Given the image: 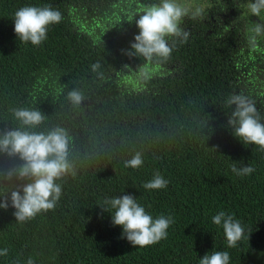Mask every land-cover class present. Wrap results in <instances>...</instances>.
<instances>
[{"label":"trees","instance_id":"16d2710c","mask_svg":"<svg viewBox=\"0 0 264 264\" xmlns=\"http://www.w3.org/2000/svg\"><path fill=\"white\" fill-rule=\"evenodd\" d=\"M182 2L202 5L204 16L184 19L188 41L159 62L126 54L139 34V15L105 38L86 32L95 19L124 15L122 0H0V134L19 127L13 108L42 111L43 124L30 131L64 128L76 173L59 181L54 210L20 224L13 208L0 209V249L9 248L0 264H12L17 254L36 264H199L214 248L228 251L230 264H264V152L232 135L223 107L227 95L244 92L264 117V40L256 50L247 45L246 28L257 18L239 7L246 0ZM45 4L62 21L49 26L41 45L20 43L15 11ZM94 63L100 74L91 71ZM146 65L169 72L132 88L120 83ZM73 88L84 94L79 106L67 100ZM136 152L143 166L125 168ZM16 162L0 154V170ZM233 162L255 172L237 176ZM157 171L168 186L145 190ZM123 194L153 218L173 217L166 239L136 248L121 238L122 228L98 205ZM220 211L244 226L236 248L226 247L222 229L211 222Z\"/></svg>","mask_w":264,"mask_h":264},{"label":"clouds","instance_id":"9594fccd","mask_svg":"<svg viewBox=\"0 0 264 264\" xmlns=\"http://www.w3.org/2000/svg\"><path fill=\"white\" fill-rule=\"evenodd\" d=\"M239 7L257 18L246 28L247 45L256 50L264 40V0H246ZM204 13L202 5L193 6L182 0H157L147 5L140 3L138 10L128 18L131 22L139 15L136 20L139 34L130 42L126 54L143 57L146 61L169 60L177 45L189 39L190 32L181 26L184 19H201ZM62 19V13L51 4L23 6L14 13V32L20 43L30 42L32 46H39L47 39L49 26L59 24ZM100 67L99 63H94L91 71L100 74ZM67 100L79 106L84 94L80 89L73 88L67 93ZM223 107L227 110L226 127L232 135L244 145H255L264 152V117L257 108V102L244 92H234L223 100ZM12 113L19 127L0 134V154L18 162L0 170V209L13 208L16 223L23 224L38 214L54 210L62 196L59 181L76 173L68 161L70 137L64 128L57 126L47 132L30 131L43 124L44 113L26 107L13 108ZM143 164L144 157L140 152L124 161V167L131 169H138ZM230 170L240 177L255 172L254 167L242 163L238 167L236 162L231 164ZM168 184L169 181L157 171L142 187L145 190H160ZM98 207L110 215L114 227L122 228L121 238H126L136 248L148 247L166 239L168 229L174 223L170 215L161 214L153 218L137 198L129 194L105 198ZM211 222L222 229L229 249L236 248L245 237L244 226L234 214L220 211L212 216ZM8 255L9 248L0 249V257ZM21 257L22 254H17L12 264H36L32 256L26 260ZM199 264H230V253L214 248L199 258Z\"/></svg>","mask_w":264,"mask_h":264},{"label":"rangeland","instance_id":"374dc122","mask_svg":"<svg viewBox=\"0 0 264 264\" xmlns=\"http://www.w3.org/2000/svg\"><path fill=\"white\" fill-rule=\"evenodd\" d=\"M122 2L126 3V8L123 9L124 15L117 14L113 19H109L104 22L100 19H95V23H90L86 26V32H89L95 36H102L103 38L108 37L109 34L117 31L118 25H124L131 13L138 10V6L140 3L150 4L152 0H122ZM129 13V14H127ZM127 23V22H126ZM169 69L166 67H155L152 65H146L142 68H139L136 72L127 73V75L120 76V83L128 88H132L137 86V84L142 79H147L148 77L155 74H167ZM165 73V74H164Z\"/></svg>","mask_w":264,"mask_h":264}]
</instances>
